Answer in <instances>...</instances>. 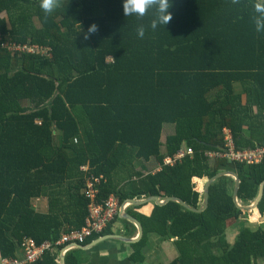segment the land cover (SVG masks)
<instances>
[{"label": "trees", "instance_id": "1", "mask_svg": "<svg viewBox=\"0 0 264 264\" xmlns=\"http://www.w3.org/2000/svg\"><path fill=\"white\" fill-rule=\"evenodd\" d=\"M255 2L173 0L165 28H146L141 38L136 28L148 24L151 10L125 17L121 0H64L47 17L38 0H0L3 38L50 53L0 47V255L21 257L24 238L32 237L52 242L32 264H56L64 244L55 241L85 224L87 176L99 178V202L110 194L120 203L158 195L199 207L198 179L233 170L239 201L252 202L264 180V156L246 163L207 152L224 149V129L236 149L264 144V32L255 31ZM93 23L97 30L85 39ZM183 147L192 152L163 161ZM151 158L160 169L139 175L136 167ZM124 171L117 188L112 178ZM233 185L230 175L212 181L202 211L175 200L154 204L150 214L130 209L143 226L131 259H145L152 233L176 237L177 256L164 264L264 259V221L249 223L264 219V188L249 210L234 203ZM39 196L48 197L47 212L34 209ZM232 219L239 224L229 242ZM108 232L109 225L79 244ZM76 251H66L67 264L78 261Z\"/></svg>", "mask_w": 264, "mask_h": 264}, {"label": "crops", "instance_id": "2", "mask_svg": "<svg viewBox=\"0 0 264 264\" xmlns=\"http://www.w3.org/2000/svg\"><path fill=\"white\" fill-rule=\"evenodd\" d=\"M63 1L64 0H60V3ZM164 138L165 137H162V139H164ZM233 143H234V141H233ZM186 149L187 148L183 147V148H180L179 150H186ZM209 152L212 153L214 151H209ZM209 152H207L208 155H209ZM151 159L152 160H150L148 162L141 161L139 166L136 167V170L138 171L139 175H144L145 173H148V172L153 173L156 170L160 169V167H161L160 164L155 162V160L153 158H151ZM80 169H81V166H80ZM127 173H129V172L128 171L119 172L113 176L112 180H113L114 185L117 188L121 187L123 185L124 181L126 180L125 177H127V176H125V174H127ZM206 180H207V177H203V178L198 179V190L201 193H203L202 188H203ZM150 196H152V195H150ZM156 196H158V195H156ZM145 197H148V196H142L141 198H145ZM164 197L165 196H158L159 199H163ZM134 198H137V197H134ZM121 204H122V202H121ZM154 204H157V203H155L154 200H150V201H146L142 204H134V205H140L138 208H136V207L131 206L132 203L124 202L122 204V208H123L122 211L120 210V207H119V210L117 213L118 218H115V220H113L109 224V228H110L111 232H108L106 234H118V235H123L125 237L134 238L138 234V227H137L135 222L124 217L123 213H127V214L137 218L135 215H133L130 212V209L133 211H136L138 213L150 214L152 209H153ZM32 205H33L34 209L38 212H42V213L47 212V210L49 208L48 197L47 196L34 197L32 199ZM253 210H255V208ZM138 221L141 223V221L139 219H138ZM257 221H264V219H254V220L249 219V223L251 225L257 224V223H255ZM238 224H239V221L235 222V221L230 220L228 222V224H227V239L229 242H233L235 240V236H236L237 231H238ZM142 228H143V226H142ZM104 235L105 234L98 235L97 237L92 238L89 242H87L85 244H81V246H72V247H75L77 249L76 256L78 257V261L75 264H157L154 261L150 262L152 255L154 254L155 251H153V250L150 251L147 247V243H150V241L152 239L156 238L158 235H156L154 233L149 234L148 239H147V243H146V247H144V249H143L145 259L142 262H135L134 260L131 259L130 255L132 252V248H131L132 242L124 241V240L118 239L116 237H104ZM175 238L176 237H173V236L169 237V238H162V240L160 242V248H161L163 256H164V258L162 259L163 264L170 262L171 260H173L177 256L178 251H177V248L174 244ZM60 252H61V250L59 251V254H60ZM18 254L21 255V257H19V258L23 257V249L22 248L20 250H18ZM59 254H58V258H57V263L59 261ZM5 258L6 257H2L0 255V264L4 263ZM64 262L67 264V262H66V251L64 252ZM253 264H264V259L263 258H257V260Z\"/></svg>", "mask_w": 264, "mask_h": 264}, {"label": "built area", "instance_id": "3", "mask_svg": "<svg viewBox=\"0 0 264 264\" xmlns=\"http://www.w3.org/2000/svg\"><path fill=\"white\" fill-rule=\"evenodd\" d=\"M0 47L9 51L16 52L18 55L26 54H42L48 55L49 47L40 46L36 43H19L12 39H4L0 32ZM226 132L224 149L220 151L209 152L213 157H227L230 160H237L246 163L257 162L264 156V144L257 145L253 148L236 149L233 139L228 129ZM192 149L188 147L186 150H178L173 156L164 157L166 164H173L180 160L186 153H191ZM85 170V166H81ZM99 178L96 176H87L82 189L84 196L88 199V213L85 224L80 228H73L63 232L55 241V245H63L65 251L72 247L74 243H82L88 236L94 233L102 232L115 218L121 203L118 198L110 194L103 202L97 200ZM52 242L46 240L37 244L32 237H25L22 242L23 257L22 258H5L3 264H32L43 253L44 249L50 247ZM69 246V247H68ZM68 247V248H66Z\"/></svg>", "mask_w": 264, "mask_h": 264}, {"label": "clouds", "instance_id": "4", "mask_svg": "<svg viewBox=\"0 0 264 264\" xmlns=\"http://www.w3.org/2000/svg\"><path fill=\"white\" fill-rule=\"evenodd\" d=\"M39 7L42 9L45 17L51 14L60 3V0H38ZM173 0H121L122 13L125 17L136 16L142 18L149 10H151V19L147 25L140 24L136 28L138 37L145 35L146 28L156 30L159 26L169 23L173 13L169 10ZM253 11L256 15L253 16L254 27L257 33L264 32V0H257L253 4ZM97 30L96 24H90L84 38L87 39L90 33Z\"/></svg>", "mask_w": 264, "mask_h": 264}, {"label": "water", "instance_id": "5", "mask_svg": "<svg viewBox=\"0 0 264 264\" xmlns=\"http://www.w3.org/2000/svg\"><path fill=\"white\" fill-rule=\"evenodd\" d=\"M221 175H230L233 177L234 179V186H233V190H232V198H233V201L234 203L236 204L237 207L239 208H242V209H249V210H252L254 209L258 202L260 201L262 195H263V188H264V180H262L259 184V188H258V193L257 195L255 196V198L253 199L252 202L250 203H241L239 202V199H238V196H237V192H238V189H239V185H240V178L238 176V174L232 170H220L218 172H216L214 175H212L211 177H208L203 188H202V201L199 205V207H194V206H191L189 205L188 203H186L183 199L177 197V196H165L163 199H159L158 196L156 195H152V196H148V197H145V198H127L125 199L122 204L124 202H129V203H132V204H142L146 201H150V200H154L155 203L157 204H163L165 202H167L168 200H175L179 203H181V205H183L184 207L190 209V210H193V211H202L206 206H207V203H208V197H209V185L212 181H214L216 178H218L219 176ZM122 204L120 206V210L122 211L123 208H122ZM123 216L132 220L133 222L136 223L137 227H138V234L134 237V238H131V237H125L123 235H118V234H105L104 237H116L118 239H122L124 241H128V242H135L137 241L143 234V228H142V225L141 223L138 221L137 218L127 214V213H123ZM72 246H81V244L79 243H74ZM69 247V246H68ZM66 247V248H68ZM64 252H65V248L61 249V252L59 254V261L57 264H66L64 262Z\"/></svg>", "mask_w": 264, "mask_h": 264}, {"label": "rangeland", "instance_id": "6", "mask_svg": "<svg viewBox=\"0 0 264 264\" xmlns=\"http://www.w3.org/2000/svg\"><path fill=\"white\" fill-rule=\"evenodd\" d=\"M211 157L214 158L213 156H211ZM231 186H232V184H230L229 187H231ZM243 217H247L249 219L250 216L249 215L248 216L245 215ZM231 221H235V219L234 220L232 219ZM260 222H262V221H257L255 223H260ZM161 240H162V237L157 236L156 238L152 239L150 241V243H147L148 249L150 251L151 250L155 251L154 254L152 255V258H151V261L150 262H153L154 261L157 264H159V263L160 264H163L162 259L164 258V256H163L162 250L160 248V242H161Z\"/></svg>", "mask_w": 264, "mask_h": 264}]
</instances>
